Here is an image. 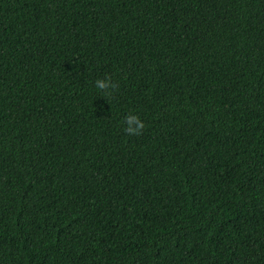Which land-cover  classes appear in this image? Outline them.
<instances>
[{"label":"trees","instance_id":"16d2710c","mask_svg":"<svg viewBox=\"0 0 264 264\" xmlns=\"http://www.w3.org/2000/svg\"><path fill=\"white\" fill-rule=\"evenodd\" d=\"M0 264H264V0H0Z\"/></svg>","mask_w":264,"mask_h":264},{"label":"clouds","instance_id":"9594fccd","mask_svg":"<svg viewBox=\"0 0 264 264\" xmlns=\"http://www.w3.org/2000/svg\"><path fill=\"white\" fill-rule=\"evenodd\" d=\"M93 83L96 89L102 91L115 89L116 87L115 82L111 81L108 76H105L103 79L98 78ZM123 125V131L129 135H138L144 128V122L133 112H129L123 117Z\"/></svg>","mask_w":264,"mask_h":264}]
</instances>
